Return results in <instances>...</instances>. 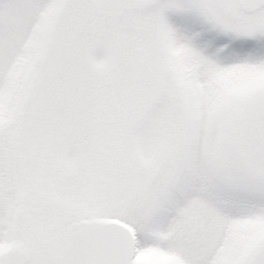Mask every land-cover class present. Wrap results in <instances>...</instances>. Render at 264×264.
Masks as SVG:
<instances>
[{
    "label": "snow or ice",
    "instance_id": "1",
    "mask_svg": "<svg viewBox=\"0 0 264 264\" xmlns=\"http://www.w3.org/2000/svg\"><path fill=\"white\" fill-rule=\"evenodd\" d=\"M0 264H264V0H0Z\"/></svg>",
    "mask_w": 264,
    "mask_h": 264
}]
</instances>
